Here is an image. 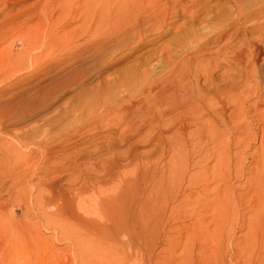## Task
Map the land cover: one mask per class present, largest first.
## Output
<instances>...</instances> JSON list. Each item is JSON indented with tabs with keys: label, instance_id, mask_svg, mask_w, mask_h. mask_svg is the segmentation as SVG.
Wrapping results in <instances>:
<instances>
[{
	"label": "rangeland",
	"instance_id": "obj_1",
	"mask_svg": "<svg viewBox=\"0 0 264 264\" xmlns=\"http://www.w3.org/2000/svg\"><path fill=\"white\" fill-rule=\"evenodd\" d=\"M47 1L26 0L23 2H17L13 5L12 10H19L21 8H24L27 4L26 6H29V10L31 11V13L29 11V16H32L29 25L32 23L44 24L47 22V19L42 14H40L41 16H35L33 10L31 9L38 4L42 2L46 3ZM63 1L64 0H56L58 4L55 2V4H57L55 6L57 7L59 4H62ZM187 1L188 0H181L179 6H185L182 4H186L188 5V8L191 7L188 9L189 11L190 9L192 11V13H190L191 11H188L190 14H192L191 16L188 13V15L186 16L187 18L181 16L176 18H168L164 23L162 31L157 34L144 35L141 43H139L138 45H134L131 48H129V46L128 48L123 49V51H113L105 54L104 56L100 55L101 57L98 59L97 57L92 58L91 56H89V59L87 58L88 61H86L87 63L84 64L82 68H80V72L82 71V74H80L82 76H79V84L75 86L59 87L55 89L54 86L50 85L51 88H49V77L53 74L51 68L55 65L54 63H50H52V60H54L55 58L57 59L60 54L66 52L68 50V47L64 46L58 49L57 52L53 54L46 52L39 63L41 64V66H43V68L40 66L37 69L35 67L33 68V65L31 66L29 58H31V56L33 55H39L41 53V50H30L26 48L27 45L30 46V43L33 40L32 36H30L29 40L25 38L24 43H21V34L16 33V36L14 35L12 36V38H9L10 41L9 39H7V41L5 42H0V50H6L9 48L14 57L20 56L21 54L25 53L24 58L27 61L29 60L28 64L30 63V67L27 64L29 68L27 67V69L22 70L23 72L18 71L16 72L17 74L14 73L15 75L13 74L9 78L0 82V103H6L7 106L10 104L8 106L9 108H5L4 105L2 107L0 106V112L2 113L3 111V113L0 115V145H2V147H0V152H2L0 154V218H3V220H0V223L4 222V220L11 222L13 230H11L10 228L9 229L12 231L14 245L13 251L12 248L9 249L11 251V254L8 257L9 262L5 263L0 256V264H155V262L156 264H167V261L165 262L162 259H158L157 261L154 259L155 255H153V253L156 251V249L154 248V244L151 245L153 243V239L150 240L148 244L147 242H145V240L143 242L142 239L139 240L136 237L135 238L137 240L135 238L133 239L132 237L130 238L132 240L127 239L121 233V235L119 234L120 236L118 235V241L121 242V244L118 243V246L117 244L113 243L114 240L111 239L112 235H109L107 238L105 237V239L107 240L106 245L107 243H109V245L113 244L111 246H113L114 250L113 252H110L111 254L113 253V255L110 254V257L106 256L109 254L103 253L105 252V248L101 247L98 241L96 243V238L89 233L90 230L88 229L92 227L90 222H86V220H82L79 218L80 221L78 219H76L75 221H72L70 219L72 223L70 225L65 224L61 221H67L69 219H62L61 217L65 218L66 216L57 213L54 206L56 204V195L62 193L64 189L67 190V193L72 190V193L74 192L75 194H77L80 191L78 194L79 196L81 195V193L85 192L81 197L84 196L86 198H91L94 196V198L96 199V197L99 196V194H97L98 188L101 189L102 192H106L105 190L108 189L106 193L111 194L112 186L114 187L116 185L119 186V188H123V185H121L123 183L121 179L122 177L133 175L135 177V181L134 177H131L134 182V187L132 186L131 188H136L138 190L137 193L139 194L138 196L140 199L138 202L141 201L139 205H136L137 207L135 208V212L139 213L137 216V218H139H134L135 221L140 223L139 220L143 221L147 214L150 215L151 212H154V208H152V206L154 205L155 201L151 202V200H155L154 196L156 195L154 194L153 196H151L156 192V189L152 187L153 183L155 184L154 181L156 179L153 165H158L157 168L161 169L160 165L161 163H163L161 161H164L167 158L165 149H167V145L172 138L171 133L167 132V130L173 129H171V124L170 126L169 124H166V126H159L155 123H150L151 126L149 125V127L148 121L150 122V117L142 116L144 111H146L149 106L153 110H155L153 111L154 113H152L158 119V111H160L162 107L164 108V106L158 105L159 100L156 101V99L158 98L157 95L155 99V92L157 94V89L156 91L155 89L152 91L151 86L157 84L160 79H164V75L167 76L170 73L169 71L173 65L172 62H180L181 64H186L187 60L185 58L191 57L194 50H196V48L202 47V43H206L209 38L214 36L216 34V31H218L219 28L232 16V14H230V8L227 7L228 5L226 3V0H195L190 3ZM241 1L243 3L244 10L247 11L256 8V6L261 2V0ZM70 4L71 3L68 2L69 8ZM221 4L224 6H221ZM79 9H81V5L79 6ZM6 12L7 11L2 10L0 6V21L2 20V17ZM31 14H33L34 16ZM215 15H217V17ZM37 16L38 18H36ZM194 16H197L198 19H195ZM207 16L209 17L207 18ZM187 19L188 21H186ZM76 25L77 23L72 24L71 26L67 27L66 30H71ZM43 27L44 28L42 29V31L44 32L42 34L47 32V28L45 26ZM178 33L183 43L178 37ZM191 34H193V38L195 36V40H198L195 41L193 38H191ZM181 35L183 37H181ZM204 36L208 38L206 39V37ZM39 37H41V39L43 38L41 35ZM42 41H44V39H42ZM181 43L183 46L181 45ZM163 46L166 47V50L164 49L165 51L161 49ZM202 48L205 49L207 48V46H203ZM185 49H187L188 53ZM214 50L200 51L201 53H197L198 59L196 58V56L194 57V60H192L194 61L193 65L196 64L195 61L200 62L197 68L199 67L204 69L206 66L205 63L207 62L208 56L210 54L209 52H211L212 54ZM89 52H91V50L82 54H84L83 56H85ZM162 53H164L165 55H163ZM174 55L176 56V58ZM160 56L162 57L160 58ZM163 56L165 58H170L171 61L167 58V63H164L163 61H165V58H163ZM201 59L205 61L203 64L201 63L203 61ZM201 64L202 67H200ZM50 70L51 72H49ZM45 71H47L45 75L48 79H46L44 82H41L42 84L37 86L39 90L38 91L36 82L37 79L39 81L42 76H39L40 78L35 77L37 74L42 75V73ZM24 90H26V92H22ZM31 91L34 92L31 94V96H29ZM18 92L20 93L19 95H17ZM15 94L17 95L16 99L18 100L13 98L15 97ZM29 97H31V99ZM95 97L99 99L101 98L100 104L101 102L102 104H104L102 101L103 99L104 102L110 104V106L112 107V112L110 111V113L106 111L102 114L100 111L98 112L99 109H94V113L92 109L90 110L91 112H89L88 109L95 108L96 105L94 106V103H92V107V104L88 99H95ZM32 98H35L39 101L40 99H42V101L39 102L40 104L37 103V105L32 106V104L30 103L31 101H33ZM23 99L24 102L22 104H24L25 101L26 103L30 101L29 108L31 107V109H29V111L31 112L21 111L22 107L17 108L21 104L19 103L20 100ZM14 100L16 103L14 102ZM85 100L87 102H85ZM120 100L122 103L129 105L128 109L125 111L126 114L125 112H119L117 110V108H119V104H122L121 102H119ZM83 101L85 104H91V107H89L90 105H85L86 107L83 106L84 109L82 110L79 105L81 104L82 106L83 104L81 102ZM11 103H13L12 105H14L12 106L13 108H11ZM155 104L157 106H155ZM3 107L5 110L3 109ZM156 107L157 109H154ZM35 108L37 110H34ZM12 109H14L15 112H13L14 110ZM32 110H34V112ZM17 113H20V115L17 116ZM25 117H27V119H25ZM141 118L144 119L141 120ZM142 121L146 124H143ZM243 121V123H247L252 121V119L248 117L245 120L243 119ZM140 122L142 123L141 125L143 127L140 124H136ZM215 122L217 124L220 123L219 119L217 118ZM252 122L256 124V121ZM39 125H41L42 127H39ZM138 126H140L141 129ZM136 127L139 129H137ZM166 127L169 128L167 129ZM160 131H163L161 133L162 140H159V142L163 141V143L160 142L161 146L163 145L162 147L164 148L162 154L160 152V150L162 151L161 146L159 150V143L157 145H152V140L157 135L156 133ZM260 133L261 132L255 135L245 133L233 134L225 131L219 134H194L187 139V144L190 147L195 146L194 148L196 151L198 150V148H200L202 150L200 154H203L204 152L205 155H203L206 156L202 163L198 162L199 156L197 155L198 153L195 152L192 155V162L195 163V161H197V164H194L193 167H191V172L200 169H203L204 171L202 174V178H199L201 176L199 175L197 179L193 180L194 185H190L192 187L190 188V190L193 191V188H195V186L198 187L202 183L205 184V190L203 192L199 193L198 195L193 193L191 194L192 196L190 198V202L191 204H193V206L190 205L191 216L189 217V221L192 219L191 217H193L190 222L194 223L197 219L196 221H199L201 225L199 223L195 224L196 222L194 223L195 225L193 224L194 226L192 225V232H190V234L193 235H190L191 237L189 236L192 241L190 242L189 239L190 244L188 243V241L183 242L185 238L182 239L183 244H188L187 247L191 251L185 253L186 257L183 254V257L181 255V246L177 248L175 254H177L178 260H176L172 264H221V260L222 264H236L237 262V264H256V262H258L260 259L262 260H260L259 264H264V234L261 233V230L264 228V205L262 207L263 210L261 209V211L256 208V202L261 199L260 196L262 195L261 193L259 194L260 196L254 193V188L264 186V149H262V147H264V134ZM31 135L32 137L30 139ZM216 142L217 144H215ZM9 146L12 147L8 148ZM13 150H17L18 153L25 155L24 159H22V161L17 160L15 158ZM5 151L7 155L4 154ZM52 155L56 158H51ZM156 157H162L163 160H160V158ZM218 157L219 159L221 158V161L218 159ZM72 158L76 159L77 162L79 160V166L72 165L74 168L70 167V169H68L69 171H57L55 169L57 165H61L59 163H63L64 161V163H66ZM256 159L259 160L257 161ZM76 166H78V168ZM102 166H107L110 168V177L102 178L104 173V171L101 170L103 168ZM2 167L4 170L2 169ZM147 169L149 171H147ZM74 170L75 172L73 174L72 172ZM12 174L15 175L12 176ZM97 177L100 179H98L99 181L97 180L95 182L94 179H96ZM249 180H251V182L253 183V186L250 189L248 188ZM49 183H51L52 186L56 185V189H54ZM197 183H199V185H197ZM46 187L50 189L49 193H47L48 189ZM132 189L130 191L134 192V190ZM151 190H154L155 192H150ZM45 193L47 195L46 197ZM149 193L152 194L149 196ZM178 194L181 195V191H179ZM258 196L260 198L256 200ZM262 198H264V193ZM50 199H52V201H50ZM53 199L55 200L53 201ZM45 200L47 201L45 202ZM47 202H49V205H47ZM90 204L92 205L88 208L89 211H91V207L94 208L95 206L93 205V202H91ZM205 204L206 206L203 207ZM145 206H149L150 209L148 207L145 208ZM256 210L258 213H260L259 216L257 215L258 217L255 215V213L258 214ZM141 211L143 213H141ZM198 211L200 213H198ZM48 215H50V217L54 221H47L45 216ZM261 216L263 217V219ZM108 221L109 220H107V222ZM49 222L50 224H48ZM110 223L111 222L109 221V223L106 224V221L104 219L103 222L99 224V226H104L105 224V227L108 228L111 226ZM152 223L149 224V227H152ZM175 225L174 227L177 228H173V235L176 234L175 236H179L180 233L183 232L181 223L177 222L175 223ZM178 228L181 230H177ZM176 230L178 231V234L176 233ZM195 232L197 233V235L199 234V236H197ZM185 233L187 232H183L184 236ZM24 237L26 238L25 240ZM26 240L27 244L25 245L24 243L26 242ZM136 243L138 246H136L137 249L135 247ZM144 245L145 247H147H143ZM114 247H117L119 249L118 253V249H114ZM148 247L151 254L149 253V250L147 251ZM99 248L102 250H98ZM216 251L218 253H216ZM82 253H84L83 255L85 257L81 255ZM114 253H117V255ZM248 255H251L249 257L251 258V260L248 259ZM235 257H237V259H235ZM113 258L115 261H117H112ZM166 258L169 257L167 256ZM182 259L184 260V262ZM186 260L187 263L185 262ZM236 260L237 262L234 263ZM179 261H181L182 263H180Z\"/></svg>",
	"mask_w": 264,
	"mask_h": 264
},
{
	"label": "bare ground",
	"instance_id": "obj_2",
	"mask_svg": "<svg viewBox=\"0 0 264 264\" xmlns=\"http://www.w3.org/2000/svg\"><path fill=\"white\" fill-rule=\"evenodd\" d=\"M23 1H26V0H0V6H1L2 10L7 11L6 13H4L2 20L0 21V42H5V41H7V39L12 38V36H14V35L16 36V33L21 34L22 37L20 35H17V36H20L21 43H24L25 38H27L29 40L30 36H32L33 40L30 43V46L27 45L26 48H28L30 50L31 49L41 50L40 54L38 53L39 51L37 52L39 55H33V56H31V58H29L31 66L33 65V68L35 67L37 69H38V67L41 66V64H39L40 60H41V58H43V56L46 54V52L53 54V53H56L58 49H60L64 46L68 47V50L66 52L60 54V56L57 59L55 58L54 60H52V63L49 62L50 64H53V63L55 64L52 68L50 67L53 71V74L50 75V77H49V86L50 85L54 86L55 89H57L59 87H70V86L78 85L79 84L78 80L80 81L79 76L82 74L81 73L82 71L80 72V70H81L80 68H82V66L87 63L86 61H88L87 58L89 56H91L92 58L97 57V59H98L102 55L104 56L107 53H110L113 51L114 52L115 51H123V49H126L129 46H130L129 48H131L134 45H138L139 43H141L144 35L157 34L160 31H162L163 27H164V23L168 18H176L179 16L186 17L188 15V13L191 11V9H190V11L188 10L191 7L188 8V5H186V4H182L185 6H179V3L181 2V0H64L62 2V4H59L57 7L55 6L58 4V2H56V0H48V1L46 0L47 1L46 3L42 2V3L38 4L37 6H35L34 8H32L31 10H33L35 16L36 15L41 16L40 14H42L47 19V22L44 24H42V23L33 24L31 22L33 25L32 24L29 25V22H30L32 16H29L30 10H29V6H26L27 4L25 5V7L23 6L24 8L20 7L21 9H19V10H15V11L12 10V7L14 4H16L17 2H23ZM193 1H195V0H188L187 2L190 3ZM55 2L57 4H55ZM68 2L71 3L69 5L70 8L68 7ZM185 3H186V1H185ZM202 3H204V2H202ZM226 3L228 5L227 7L230 8L229 10L231 11L230 14H232V16L227 22H225L219 28L218 31H216V34L214 36L209 38L206 41V43H204V44L202 43L201 46L202 47L207 46V48L203 49L202 47L199 46L200 48H196V50H194V52L192 50L193 53L190 52V53H192V56L185 58L187 60L186 64L183 62L185 65L181 64L180 62H172L173 65L169 71L170 73L167 76L164 75V79H160L161 81L159 80L157 82V84L151 86L152 91L154 89L156 91V89H157V94L155 92V99L158 96L156 101L159 100L158 101L159 104L158 103L157 104L159 106L160 105L164 106V108L162 107V109L160 111H158V119L153 114L154 113L153 111H155V110H153L149 106H148V109L146 111H144L142 116L143 117L144 116L150 117V122L148 121V123H149L148 126L149 125L151 126L150 123H152V124L155 123L156 125H159V126L160 125L166 126V124H169V126H170V124H171V129H173V130H167V132L171 133L172 138L169 141V144L167 145L168 146L167 149H165V151L167 153V158L164 161H161V162H163L160 165L161 169L159 168L160 169L159 170L157 168L158 165H155V164L153 165L156 179L154 181L155 184L153 183L152 187L156 189L155 190L156 192L153 190L155 193H153V194L151 193L152 195L149 193V196L150 195L153 196L154 194H156L154 196L155 200H151V202L155 201L154 205L152 206V208H154L153 209L154 212H151L150 215H148L147 213H149V212H147L146 213L147 215L143 219V221L139 220L140 223L135 221V219L139 218V217L137 218L139 213L135 212L136 211L135 208L137 207L136 205H139V203L141 201L138 202L140 200L139 196H138L139 194L137 193L138 190L136 188H134V189L131 188L134 185L133 179H131V177H134L133 175L132 176L127 175L125 177H122L121 179H122L123 183L121 182L122 183L121 185H123V188H119V186H116V185L114 187L112 186L111 194L106 193L108 191V189L105 190L106 192H102V190L98 188L97 194H99V196L96 197V199L94 198V196L91 198H86L84 196L81 197L85 192L81 193V195L79 196L78 194L80 191L77 194H75L74 192L72 193L71 192L72 190L67 193V190H65V189L63 192L61 191L62 193L58 192L60 194L56 195V202H55L56 204L54 203L55 206L54 205H52V206L55 207V211L57 213H60L61 215L68 217V218H66V217L63 218L60 216L62 219H69L67 221L62 220L61 222L70 225L72 223V221H75L76 219L79 220V218L82 220H86V222H90L92 227H90L88 229V230H90V232L89 231L88 232L96 238L95 239L96 243L98 241L99 245H101V247L105 248V252H103V251L102 252L105 254H109L106 256L110 257V254H111L110 252H113L114 250H113V246H111L113 244L109 245V243H107V245H106L107 240L105 239V237L107 238L109 235H112L111 239L114 240L113 243L117 244V246H118V243L121 244V242L118 241V239H119V236L122 234L127 239H130L131 237L134 239L136 237L139 240L142 239L143 242L145 240V242H147L148 244H149V241L153 239L152 240L153 243L151 245L154 244V246H155L154 248L156 249V251L154 253L153 252L152 253H153V255H155L154 259L156 261L158 259L159 260L162 259L165 262L167 261V264H172L173 262L178 260L177 254H175V251L180 246L182 248V252H181L182 254L181 255L184 257L185 253H187L188 251H191V250H189V248L187 247L188 244L187 245L185 243L183 244V242L188 241V243H189V239H190L189 236L191 235L190 232H192L191 228L195 224L199 223V221H196L197 219L195 220L196 223L194 222L195 224L193 222H190L193 219V217H191L192 219L189 221V219H190L189 217L191 216L190 215V212H191L190 205L193 206V204H191V202H190L191 201L190 198L192 196L191 194L195 193L198 195L199 193H201L205 190V184L204 183L200 184V186H198V187L195 186V188H193L194 189L193 191L190 190V188H192L190 185L191 184L194 185L193 180L197 179L199 175H201L199 178H202V174L204 172L203 169L195 170V171L191 172L192 171L191 167H193L194 164H197V161H195V160H194L195 163L192 162L193 161L192 155L195 152H197L198 153L197 155L199 156L198 162H201V163L203 162V160L206 157V156H204L205 155L204 152H203L204 155L200 154L202 152V150L200 148H198V150L196 151L194 148L195 146L190 147L187 144V139L194 134H219V133H223L225 131L233 133V134H244L245 133V134L255 135L259 132L264 134V0H261V2L256 6V8H254L252 10H248V11L244 10L243 3L241 0H226ZM222 4H221V6H224ZM80 5H81V9H79ZM30 13H31V11H30ZM56 13H58V14H56ZM190 13H192V11ZM190 13H189V15L191 16L192 14H190ZM31 15H33V14H31ZM38 16L36 18H38ZM197 16L196 17L194 16L195 19H198ZM215 16L217 17V15H215ZM218 16H219V14H218ZM208 17L209 16H207V18ZM212 17H213V15H212ZM202 18H204V17H202ZM188 19L186 21H188ZM194 20H192V21H194ZM75 23H77V25L74 26V28H72L71 30H68V29L66 30L67 27H69ZM43 26H45L47 28V32H45L44 34H42L44 32V31H42V29L44 28ZM175 30H177V29H175ZM45 31H46V29H45ZM191 33H193V32H191ZM39 34L43 37L42 39H44V41H42L41 37H39L40 36ZM192 35L193 34H191V38H193ZM178 37H179V33H178ZM181 37H183V36L181 35ZM204 37H206V36H204ZM187 38H188V36H187ZM194 38H195V36H194ZM207 38L208 37H206V39ZM193 39H191V40H193ZM197 40H195V41H197ZM9 41H10V39H9ZM181 41H182V39H181ZM181 41H179V42H181ZM182 43H183V41H182ZM182 43H181V45H182ZM185 44H186V42H185ZM189 44H191V43H189ZM195 47H197V46H195ZM3 48H5V47H3ZM161 49L166 50V47L163 46ZM90 50H91V52H89L87 55L83 56L84 54H82V53L88 52ZM180 50H178V51H180ZM185 50L187 52V49H185ZM211 50H214V51L212 52V54H211V52H209L210 54L208 56L207 62L205 63L206 66L204 69L199 68V67L197 68V66H199L200 62L195 61L196 64L193 65L194 61H192V60H194L195 56H196V58L198 57L197 53H199L200 51H211ZM24 51H26V50H24ZM162 54L165 55L164 53H162ZM176 54H178V53H176ZM24 55H25V53L21 54L20 56L14 57L13 54L11 53V51L9 50V48L6 50H4V49L0 50V82L9 78L14 73H16L18 71H22L24 69H27L28 66L30 67V65H29L30 63L28 64L29 60L27 61L24 58ZM201 55H203V54H201ZM19 57H21V58H19ZM161 57L162 56H160V58ZM163 58H165V57L163 56ZM167 58H165V61H163L164 63L166 62ZM175 58H176V56H175ZM205 59H206V57H205ZM168 60H170V58H168ZM201 60H203V59H201ZM204 62L205 61L203 60L201 63L203 64ZM42 63H44V62H42ZM27 64H28V66H27ZM202 64L200 67H202ZM41 67L43 68V66H41ZM27 71H29V70H27ZM49 72H51V70ZM20 73H18V74H20ZM46 73H47V71L43 72L42 75H39V74L36 75L35 78H40L42 76V78L39 79V81L37 79L36 87L39 86L40 84H42L41 82H44L46 79H48L47 76L45 75ZM18 85H19V83H18ZM51 86L49 88H51ZM36 87H34V88H36ZM44 89H46V88H44ZM26 90H24L22 92H26ZM37 90H38V87H37ZM33 92L31 91L29 96H31V94ZM19 94L20 93L18 92L17 95H19ZM23 94H21V95H23ZM17 95L15 94V97H13V98L16 99ZM21 97H23V96H21ZM88 97H91V96H88ZM29 98L31 99V97H29ZM100 99L96 98V97H95V99H88L91 102V104L94 103V106L96 105L97 108L96 107L95 108H89V107H91V104H88V103L85 104L84 101L81 102L83 105L81 106V104H80L79 107L82 108V110H83L84 109L83 106H85V105L89 106L90 105L88 107L89 109L87 108L89 110V112H91L90 111L91 109H92V111L94 109L95 110L99 109L98 112L100 111L102 114L106 111L110 112L112 110V107L110 106V104H108L107 102H104L103 98H102L103 99L102 101L104 104H102V102L100 104ZM16 100H18V99H16ZM40 101H42V99H40ZM40 101L36 100L34 98L33 101H31V102L29 101V102L33 106V105H37V103L40 104L39 103ZM93 101H95V102H93ZM14 102H15V100H14ZM23 102H24V99L20 100L19 103L22 104ZM29 102L26 103V101H25V103L22 105L20 104V106L15 104L16 102L14 104L18 106V107L16 106L17 108L22 107L21 111L27 112V111H29V109H31V107L29 108ZM85 102H87V101L85 100ZM119 102H121V100ZM151 103H149V104H151ZM12 104L13 103H11V108H13L12 106H14ZM31 104H30V106H31ZM3 105L5 106V108H9L8 106L10 104L7 106L6 103H4V104L0 103L1 107ZM130 105H131V102H130ZM128 106H129L128 104H124V103L119 104V108H117V110L119 112H125L128 109ZM155 106H157V105L155 104ZM1 107H0V109H1ZM34 107H36V106H34ZM77 107H78V105H77ZM92 107H93V104H92ZM23 108H24V110H23ZM3 109H4V107H3ZM154 109H157V107ZM12 110H14V109H12ZM34 110H37V109L35 108ZM34 110H32V111L34 112ZM79 110H81V109H79ZM19 111H20V109H19ZM94 111H93V113H94ZM13 112H15V110ZM29 112H31V111H29ZM119 112H118V114H119ZM2 113H3V111H2ZM2 113L0 112V115ZM125 114H126V112H125ZM18 115H20V113L19 114L17 113V116ZM22 117H24V116H22ZM248 117L250 119H252V121H256V124H254L252 121L247 122V123H243L244 122L243 119L245 120ZM216 118L219 119V121H220L219 124H217L215 122ZM25 119H27V117H25ZM142 119H144V118H141V120ZM10 123H12V122H10ZM95 123H94V125H95ZM142 123H143V121H142ZM142 123L140 122V123H136V124L141 125ZM143 124H146V123H143ZM5 125H6V122H5ZM89 126H91V125H89ZM165 126H164V128H165ZM39 127H42V126L39 125ZM138 127L140 128V126H138ZM126 128H129V127H126ZM126 128H124V129H126ZM139 128H137V129H139ZM84 131H86V130H84ZM163 131L156 133L157 135L152 140L153 144L150 142L152 145H157L159 143V150H160V146H161V144H160L161 141L159 142V140H162L161 139L162 138L161 133ZM122 132H123V130H122ZM153 133H155V132H153ZM12 136H13V134H12ZM31 137H32V135L30 136V139H31ZM32 140H33V138H32ZM161 143H163V141ZM215 144H217V142ZM110 146H112V145H110ZM162 146H161L162 151L160 150L161 154L164 150V148ZM0 147H2V145H0ZM11 147L12 146H9L8 148H11ZM262 149H264V147H262ZM127 150H129V149H127ZM13 152H14L15 158L17 160L22 161V159H24L25 155L18 153L17 150H13ZM1 153L2 152H0V154ZM4 154H6V151ZM206 154H207V152H206ZM263 154H264V152H263ZM200 155H203V156H200ZM9 158H11V157H9ZM51 158H56V157H54L52 155ZM156 158H160V157H156ZM156 158H154V159H156ZM263 158H264V156H263ZM161 159H162V157L160 158V160ZM218 159H219V157H218ZM33 162H34V160H33ZM64 162L59 163V164H61L60 166H58L56 164L57 166L55 167V169L57 171H61V170L66 171V170L70 169V167L74 168L73 166L78 165L79 160L77 162L76 159L72 158L71 160H68L66 163H64ZM16 163H18V162H16ZM191 163H193V164H191ZM1 166H2V164H1ZM78 166H76V167L78 168ZM103 166H104V164H103ZM2 169H3V167H2ZM101 170L104 171V173L101 171L103 173L102 178H107V177L111 176V170L109 167H107V166L103 167ZM147 171H149V170L147 169ZM74 172H75V170L72 173L74 174ZM13 175H15V174H12V176ZM69 176H71V175H69ZM104 176H106V177H104ZM56 177H57V175H56ZM152 177H154V176H152ZM47 178H49V177H47ZM98 179H100V178L97 177L96 179H94V181L96 182ZM134 181H135V177H134ZM95 182H93V183H95ZM191 182H193V183H191ZM54 183H56V182H54ZM49 184L51 185V183H49ZM105 184H103V185H105ZM197 185H199V183H197ZM36 186H38V185H36ZM43 186H44V184H43ZM248 186H249L248 187L249 189L253 186V183L251 182V180L248 181ZM52 187L54 189H56V185L52 186ZM130 188L132 190H134V192H131ZM47 189H48L47 193H49L50 189L49 188H47ZM41 191H42V188H41ZM153 191L151 190L150 192H153ZM179 191H181V195L178 194ZM262 192L264 193V186L254 188V193H256L257 195H259L261 193V195H262V196L259 195L261 197V199H259L260 198L259 196L256 199V200L259 199L258 202H256L257 206L255 205L259 211H261V209L264 205V198H262L263 197ZM54 194H55V192H54ZM42 196H44V195H42ZM46 196L47 195L45 193V197ZM54 200L55 199H53V201ZM46 201L47 200H45V202ZM50 201H52V199H50ZM206 201H207V199H206ZM91 202H93V205H95V206H94V208L91 207V211H89L88 208L92 205V204H90ZM146 202H148V201H146ZM47 203H48L47 205H49V202H47ZM43 205H44V203H43ZM205 206H206V204L203 207H205ZM146 207H148L150 209L149 206H145V208ZM254 210H253V212H254ZM250 211H252V210H250ZM256 212H257V210H256ZM141 213H143V212L141 211ZM198 213H200V212L198 211ZM201 213H203V212H201ZM90 214L92 215V217ZM259 214L260 213H258V214L255 213L256 216L257 215L259 216ZM104 217H106V218H104ZM4 218H5V216H4ZM6 218H7V216H6ZM45 218L47 219V221H50V222L54 221V220H52L50 215L45 216ZM104 219L106 221V224L109 223V221L111 222L110 227L106 228L105 224H104V226H101V225L99 226V224L101 222H103ZM262 219H263V217H262ZM0 220L2 221L3 218H0ZM94 220H96V221H94ZM107 220H109V221L107 222ZM50 222L48 224H50ZM177 222L181 223V227H182L183 232H187V233H185V236L183 235V232L180 233L179 236H175L176 234L173 235L172 230H173V228L174 229L177 228V227H174L175 223H177ZM150 223H152V227H149ZM0 224H1L0 225V227H1L0 228V256H1L2 260H4V262L6 263V262H9L8 257L11 254V251L9 249L12 248V251L14 250L13 236H12V231H11V230H13V226L11 225V222H8L5 220H4V222H2ZM175 226H178V225H175ZM196 226H198V225H196ZM66 227H67V225H66ZM3 229H4V231H3ZM66 229H68V228H66ZM177 230H181V229L178 228ZM177 230H176V233L178 234ZM261 231H262L261 233L264 234V228ZM196 235H197V233H196ZM197 236H199V234ZM183 238H185V240L182 242ZM25 239L26 238L24 237V240ZM45 239H46V237H45ZM195 239H197V238H195ZM130 240H132V239H130ZM45 241H47V240H45ZM139 242H141V241H139ZM190 242H192L191 239H190ZM43 243H44V241H43ZM24 244L25 245L27 244V240ZM102 244H103V246H102ZM136 246H137V243H136L135 247ZM137 247H136V249H137ZM143 247H145V245ZM100 248L98 250H102ZM133 248H134V246H133ZM209 248H210V246H209ZM114 249H118V248L114 247ZM148 250H149V247H148L147 251ZM118 252H119V249L117 250V253ZM249 252H252V251H249ZM117 253H114V254L117 255ZM149 253H150V250H149ZM216 253H218V252L216 251ZM83 254L84 253H82L81 255H83ZM203 254H204V252H203ZM245 254H247V253H245ZM111 255H113V253ZM167 256L169 258H166ZM250 256L251 255H248L247 257H248V259L251 260V258H249ZM185 257H186V255H185ZM186 259H188V258H186ZM235 259H237V257H235ZM260 260H262V259H260ZM260 260L258 262H256V264L257 263L259 264ZM112 261H115L114 258ZM179 262L182 263L181 261H179ZM183 262H184V260H183ZM185 262L187 263V260ZM236 262H237V260L234 263H236ZM155 264H156V262H155ZM188 264H190V263H188ZM221 264H222V260H221Z\"/></svg>",
	"mask_w": 264,
	"mask_h": 264
}]
</instances>
